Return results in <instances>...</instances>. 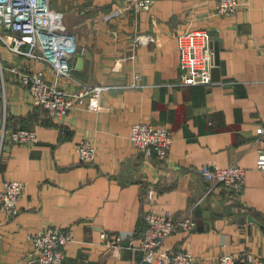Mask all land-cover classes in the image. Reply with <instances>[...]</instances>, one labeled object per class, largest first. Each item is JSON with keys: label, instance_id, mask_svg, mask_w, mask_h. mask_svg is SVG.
<instances>
[{"label": "crops", "instance_id": "1", "mask_svg": "<svg viewBox=\"0 0 264 264\" xmlns=\"http://www.w3.org/2000/svg\"><path fill=\"white\" fill-rule=\"evenodd\" d=\"M247 1L236 14L215 17L219 0H153L150 11L139 12L120 0H49L77 40L74 77L114 85L140 75L136 89L105 92L100 112L78 108L49 117L11 71L30 63L0 50L7 129L37 134L32 146L11 144L0 152V190L6 181L25 184L18 214L8 219L0 211V264H19L33 250L27 236L50 226L73 231L63 264H139L146 211L192 215L196 229L173 233L164 249L187 250L196 264H217L219 256L243 251L254 258L244 264H264V171L256 168L264 140L255 131L264 122V0ZM196 29L210 33L219 65L208 86L175 85L177 36ZM140 121L169 128L173 142L165 159L131 145L130 128ZM82 140L97 147L88 164L75 152ZM203 165L243 168L240 195L205 181L197 172ZM151 189L155 196L147 201ZM102 232L125 237L118 244L101 239Z\"/></svg>", "mask_w": 264, "mask_h": 264}, {"label": "built area", "instance_id": "2", "mask_svg": "<svg viewBox=\"0 0 264 264\" xmlns=\"http://www.w3.org/2000/svg\"><path fill=\"white\" fill-rule=\"evenodd\" d=\"M128 4L135 12L150 11L153 0H120ZM248 5L247 0H219L212 14L215 17H227L236 14ZM135 40L142 43V36ZM179 53L178 86H208L212 83V70L215 67L211 35L207 30H187L177 36ZM22 57L30 63L23 70L12 68L22 87L27 89L35 106L43 108L49 117L64 118L78 108L100 112L104 108L101 96L112 89H136L140 75L126 84H85L74 77L71 59L77 53V40L74 34L65 30L62 14L50 7L49 0H0V50ZM122 58L116 60L114 69L120 67ZM42 63L45 68H32V64ZM0 62V69L1 67ZM46 67L52 72L49 78ZM2 81V79H1ZM4 99V98H3ZM6 105L0 104V152L6 145L20 144L32 146L37 141L34 130L19 128L8 130L6 127ZM256 136L264 140V122L256 127ZM131 145L140 154L165 159L170 151L173 136L167 126H153L145 122L132 124L129 133ZM78 160L91 163L97 155V147L86 140L80 141L75 148ZM256 168L264 171V150L257 156ZM198 174L214 186L239 196L245 184V170L237 165L220 169L203 165ZM25 184L20 181H6L0 190V211L8 219L18 214V202L23 197ZM154 191L148 190L147 201L154 199ZM145 228L137 243L143 251L139 264H196V257L181 249L172 252L164 249L166 239L177 231L192 233L197 223L190 214L174 218L169 212L160 214L153 211L143 213ZM101 239H111L121 243L124 233L107 232L100 234ZM27 239L33 250L25 255L19 264H63L65 247L73 241L70 228L50 226L41 231L30 233ZM133 245V241H130ZM252 255L243 251L240 254H223L217 264L252 263Z\"/></svg>", "mask_w": 264, "mask_h": 264}, {"label": "water", "instance_id": "3", "mask_svg": "<svg viewBox=\"0 0 264 264\" xmlns=\"http://www.w3.org/2000/svg\"><path fill=\"white\" fill-rule=\"evenodd\" d=\"M214 58H215V68L219 65V60H218V52L217 50L215 49L214 50ZM256 224H258L257 221L253 220Z\"/></svg>", "mask_w": 264, "mask_h": 264}, {"label": "trees", "instance_id": "4", "mask_svg": "<svg viewBox=\"0 0 264 264\" xmlns=\"http://www.w3.org/2000/svg\"><path fill=\"white\" fill-rule=\"evenodd\" d=\"M46 112V111H45ZM31 119H32V117H28V121H31ZM7 124H8V118H7V120H6V127H7ZM24 128V127H23ZM24 129H30V128H24ZM60 130H62V131H64V128H62V127H60ZM245 263V262H244ZM244 263H242V264H244Z\"/></svg>", "mask_w": 264, "mask_h": 264}]
</instances>
